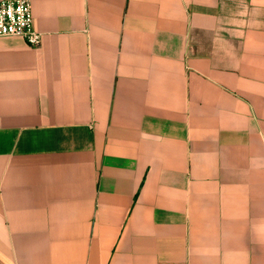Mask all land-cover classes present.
Listing matches in <instances>:
<instances>
[{
	"label": "crops",
	"instance_id": "0c3cea01",
	"mask_svg": "<svg viewBox=\"0 0 264 264\" xmlns=\"http://www.w3.org/2000/svg\"><path fill=\"white\" fill-rule=\"evenodd\" d=\"M30 1L0 264H264V0Z\"/></svg>",
	"mask_w": 264,
	"mask_h": 264
},
{
	"label": "built area",
	"instance_id": "2783aa9c",
	"mask_svg": "<svg viewBox=\"0 0 264 264\" xmlns=\"http://www.w3.org/2000/svg\"><path fill=\"white\" fill-rule=\"evenodd\" d=\"M0 37H22L29 45L40 46L43 34L34 27L30 0H0Z\"/></svg>",
	"mask_w": 264,
	"mask_h": 264
}]
</instances>
